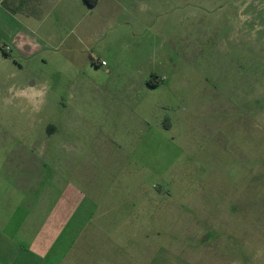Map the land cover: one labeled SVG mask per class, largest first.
Instances as JSON below:
<instances>
[{
	"label": "rangeland",
	"instance_id": "1",
	"mask_svg": "<svg viewBox=\"0 0 264 264\" xmlns=\"http://www.w3.org/2000/svg\"><path fill=\"white\" fill-rule=\"evenodd\" d=\"M61 2L50 56L0 32V210L51 264H264V0Z\"/></svg>",
	"mask_w": 264,
	"mask_h": 264
},
{
	"label": "crops",
	"instance_id": "2",
	"mask_svg": "<svg viewBox=\"0 0 264 264\" xmlns=\"http://www.w3.org/2000/svg\"><path fill=\"white\" fill-rule=\"evenodd\" d=\"M93 7L88 6L90 9ZM77 21L74 11L61 0H0V32L7 29L5 39L12 42L18 57L50 56L64 43L62 26L70 23L73 27ZM3 41L0 33V47L8 53L10 49L2 44ZM27 218L28 212L0 210V264H51L50 228L45 225L40 228L26 226L23 219ZM85 228L76 226L74 234ZM73 247L70 245L63 252L60 250L56 264H67V255ZM72 263L76 264L77 260ZM87 264H93V260Z\"/></svg>",
	"mask_w": 264,
	"mask_h": 264
},
{
	"label": "trees",
	"instance_id": "3",
	"mask_svg": "<svg viewBox=\"0 0 264 264\" xmlns=\"http://www.w3.org/2000/svg\"><path fill=\"white\" fill-rule=\"evenodd\" d=\"M89 7L95 6L97 0H83ZM150 87H155L156 84L154 82L149 83Z\"/></svg>",
	"mask_w": 264,
	"mask_h": 264
},
{
	"label": "flooded vegetation",
	"instance_id": "4",
	"mask_svg": "<svg viewBox=\"0 0 264 264\" xmlns=\"http://www.w3.org/2000/svg\"><path fill=\"white\" fill-rule=\"evenodd\" d=\"M263 75H264V74H263ZM262 79H264V76H263V78H262ZM263 82H264V81H262V83H263ZM262 83H258V84H257V85H258V87H259V85H260V84H262ZM263 101H264V99H263ZM255 102H256V104H257V105H259V104H260V102H259L258 100H256Z\"/></svg>",
	"mask_w": 264,
	"mask_h": 264
},
{
	"label": "built area",
	"instance_id": "5",
	"mask_svg": "<svg viewBox=\"0 0 264 264\" xmlns=\"http://www.w3.org/2000/svg\"><path fill=\"white\" fill-rule=\"evenodd\" d=\"M105 65V63H101V66H104Z\"/></svg>",
	"mask_w": 264,
	"mask_h": 264
}]
</instances>
